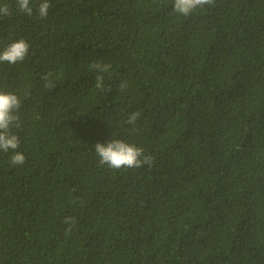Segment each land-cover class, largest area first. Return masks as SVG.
<instances>
[{"label":"trees","instance_id":"obj_1","mask_svg":"<svg viewBox=\"0 0 264 264\" xmlns=\"http://www.w3.org/2000/svg\"><path fill=\"white\" fill-rule=\"evenodd\" d=\"M49 2L40 19L0 0V50L30 45L0 64V88L30 92L25 163L0 152V264H264V0L189 16L173 0ZM113 138L153 166L101 167L94 145Z\"/></svg>","mask_w":264,"mask_h":264},{"label":"clouds","instance_id":"obj_2","mask_svg":"<svg viewBox=\"0 0 264 264\" xmlns=\"http://www.w3.org/2000/svg\"><path fill=\"white\" fill-rule=\"evenodd\" d=\"M213 3L214 0H173L172 11L182 16H189L196 9ZM15 6L19 13L28 17H32L35 13L40 19H46L49 16V9L52 7L49 0H40L35 11L31 6V0H15ZM10 15V6L7 3L0 5V16L8 17ZM29 48L30 45L24 38L13 40L0 50V64L14 65L25 61L30 55ZM90 67L95 74L94 87L103 92L109 91L110 88L105 87V74L109 73L111 65L96 60L90 64ZM40 79L44 82L45 87L51 88L53 86L52 73H44ZM118 87L123 90L127 88V83L120 82ZM29 95L30 92L26 91L23 99H27ZM23 99L13 90L0 88V152L8 154L10 167L21 166L26 159L25 154L18 150L21 144L18 130L22 128L19 113ZM140 115L139 111H135L127 117L126 123L132 126L133 132L136 131L135 125ZM94 153L101 167L106 166L112 170L141 168L145 165L151 168L154 163V157L145 154L141 147L116 138L107 143H95ZM64 223L69 225L68 230H70L73 223L71 218L65 217Z\"/></svg>","mask_w":264,"mask_h":264}]
</instances>
